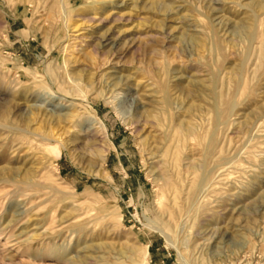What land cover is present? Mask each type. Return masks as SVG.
Returning <instances> with one entry per match:
<instances>
[{
  "label": "rangeland",
  "instance_id": "rangeland-1",
  "mask_svg": "<svg viewBox=\"0 0 264 264\" xmlns=\"http://www.w3.org/2000/svg\"><path fill=\"white\" fill-rule=\"evenodd\" d=\"M166 235L264 264V0H0V264H184Z\"/></svg>",
  "mask_w": 264,
  "mask_h": 264
},
{
  "label": "bare ground",
  "instance_id": "bare-ground-1",
  "mask_svg": "<svg viewBox=\"0 0 264 264\" xmlns=\"http://www.w3.org/2000/svg\"><path fill=\"white\" fill-rule=\"evenodd\" d=\"M63 1V0H62ZM61 7H62V5H61ZM63 9V8H62ZM63 12V11H62ZM69 117H74V115L73 114H69V113H66V114H60V116H58V117H56V115H55V120H57L58 122H61V121H63V120H65V119H68ZM50 120V119H49ZM62 144L63 143H60V146H62ZM158 177L161 179V180H163L162 181V184L164 183L165 184V181L167 182L168 181V179H169V177H167V174L163 171V170H161V169H159V171H158ZM165 185H168V184H165ZM170 185V187H171V183L169 184ZM168 185V186H169ZM166 187V186H165ZM169 187V188H170ZM167 189V188H166ZM173 215V219H174V221H175V223L177 222V219H176V217H175V214H172ZM150 222V221H149ZM155 222V221H154ZM170 223V222H169ZM149 224V223H148ZM158 224V223H157ZM171 224V223H170ZM172 225V224H171ZM162 226V225H161ZM160 226V227H161ZM151 227V226H150ZM167 227V226H166ZM169 227V226H168ZM160 229V228H159ZM170 230V229H169ZM171 234V233H170ZM167 237H168V239L170 240V242H171V239H172V237H170V236H168V235H166ZM187 242V238H183V237H180L179 239L177 238V239H175L174 241L172 240V242L171 243H173L174 245H175V247H177L179 250H180V245H183L184 243H186ZM180 253H181V257H182V260H183V262H184V264H188V262H187V258H186V256L184 255V254H182V252H181V250H180ZM143 254H144V256H141V257H139V258H134L133 259V264H146V255H148L149 254V252H148V250L146 249L145 251H143Z\"/></svg>",
  "mask_w": 264,
  "mask_h": 264
}]
</instances>
